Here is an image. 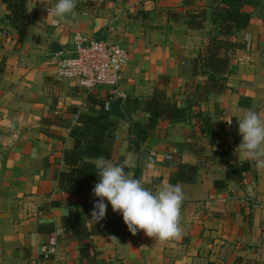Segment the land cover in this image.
<instances>
[{
	"label": "crops",
	"instance_id": "1",
	"mask_svg": "<svg viewBox=\"0 0 264 264\" xmlns=\"http://www.w3.org/2000/svg\"><path fill=\"white\" fill-rule=\"evenodd\" d=\"M57 2L26 0L31 24L18 43L0 0V264H264V169L243 157L232 135V120L239 123L246 110L264 119V0L258 7H240L250 20L230 39L243 46L229 60L227 89L206 99L195 93L205 78L191 75L192 60L214 33L211 14L221 0H76L68 22L48 14ZM201 11L205 19L189 24V16ZM75 36L108 38L127 50L117 91L124 97L123 112L127 98L150 99L155 90L187 109L184 121L159 120L137 153L128 151L136 136L132 123L147 124L149 114L124 112L128 125L111 115L118 124L106 158L124 163L153 192L181 185L180 239L160 241L138 230L118 241L76 240L62 226L65 215L80 212L89 229L116 221L128 230L110 204L106 217L93 223V197L83 209L84 196L64 193L58 184L59 174L69 170L63 155L73 146L70 132L77 118L98 113L95 102L112 95L108 87L87 91L78 79L58 76L50 61L52 44L69 50ZM216 151L228 152L234 166L236 179L223 189L214 182L225 179L227 160ZM179 163L196 168L193 183L171 182ZM38 224H53L54 231L40 233ZM48 246L55 252L44 259ZM83 247L88 257H82Z\"/></svg>",
	"mask_w": 264,
	"mask_h": 264
},
{
	"label": "trees",
	"instance_id": "2",
	"mask_svg": "<svg viewBox=\"0 0 264 264\" xmlns=\"http://www.w3.org/2000/svg\"><path fill=\"white\" fill-rule=\"evenodd\" d=\"M262 0H221L211 14V22L215 27L214 33L208 37L206 43L201 47L197 58L192 60V76H202L204 81L196 87L195 93L198 98H207L208 94H221L227 89L226 77L228 73V63L231 56L237 49L242 48L241 41H232V36H239L240 32L246 28L250 16L241 12L240 7L244 5L258 7ZM5 10L4 19L16 29L17 42L22 43L27 34L28 25L31 24L26 15V0H1ZM264 7V4H263ZM192 20L189 24L198 25L196 18L202 21L205 13L198 12L189 16ZM99 107L98 113L85 112L77 118L75 126L71 129L73 146L64 152L63 163L69 169L59 174L58 184L60 189L69 195L81 194L84 196L83 209L87 201L93 197V202L98 197L93 195V187L99 181V173L95 167L94 160L103 156L109 158L111 154V140L116 130L117 121L111 120V114L104 111L103 103L95 102ZM124 112H142L149 114L147 124L132 123V128L136 132L135 138L130 140L128 151L139 152L140 145L147 134L156 127L159 120H168L170 123L184 121L187 117V109L180 108L169 102L165 94L160 90H155L150 99L127 98L123 106ZM197 119L201 118L196 114ZM208 131L212 133L211 128ZM232 135L234 143L239 146L242 137L238 131V123L232 120ZM220 157L227 160V171L224 180H217L214 186L217 189L225 188L228 179L235 178L231 166L228 163L230 154L228 152L216 151ZM245 165L240 167L244 171ZM196 177L194 166L179 163L176 173L172 176L171 182L193 183ZM62 226L71 231V237L76 240H85L91 236L99 237H128L130 232L124 225L116 221H102L99 226L89 229L82 218L80 212H69L62 218ZM40 233H52L53 224H38ZM87 248H81L82 257H88ZM96 264H112L111 262L97 261Z\"/></svg>",
	"mask_w": 264,
	"mask_h": 264
},
{
	"label": "clouds",
	"instance_id": "3",
	"mask_svg": "<svg viewBox=\"0 0 264 264\" xmlns=\"http://www.w3.org/2000/svg\"><path fill=\"white\" fill-rule=\"evenodd\" d=\"M75 7L76 0H58L54 7L47 8V12L57 18V22H68V17L74 15ZM228 123L231 124V121ZM238 131L242 137L238 148L243 157L255 162L257 168L264 169V119L258 112L246 110L239 120ZM154 163L151 162L152 165ZM94 164L99 181L92 192L99 199L90 213L93 223H99L106 217L110 204L113 212L122 215L132 235L143 230L146 236L160 241L181 238V208L185 193L180 184H166L153 192L141 180L133 178L124 163L113 164L100 156L95 158ZM109 239L118 241L115 236Z\"/></svg>",
	"mask_w": 264,
	"mask_h": 264
},
{
	"label": "built area",
	"instance_id": "4",
	"mask_svg": "<svg viewBox=\"0 0 264 264\" xmlns=\"http://www.w3.org/2000/svg\"><path fill=\"white\" fill-rule=\"evenodd\" d=\"M128 52L117 42L105 39H88L75 36L69 50L61 49L51 54L59 77L78 79L79 86L87 91L108 87L112 95L103 103L109 112L121 81V73L128 65ZM55 252L54 247H44V259Z\"/></svg>",
	"mask_w": 264,
	"mask_h": 264
},
{
	"label": "water",
	"instance_id": "5",
	"mask_svg": "<svg viewBox=\"0 0 264 264\" xmlns=\"http://www.w3.org/2000/svg\"><path fill=\"white\" fill-rule=\"evenodd\" d=\"M52 49L55 52H59L61 50V47H59L57 44H52ZM124 101V97L121 94H117V96L114 98V100L111 103L109 113L112 116H115L118 121L124 123L125 125H128V120L126 115L121 109L122 103Z\"/></svg>",
	"mask_w": 264,
	"mask_h": 264
}]
</instances>
